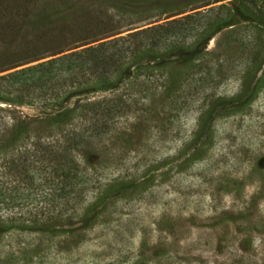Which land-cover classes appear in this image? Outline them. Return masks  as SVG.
Wrapping results in <instances>:
<instances>
[{
	"label": "rangeland",
	"instance_id": "rangeland-1",
	"mask_svg": "<svg viewBox=\"0 0 264 264\" xmlns=\"http://www.w3.org/2000/svg\"><path fill=\"white\" fill-rule=\"evenodd\" d=\"M71 1L74 10L61 18L67 25L107 4ZM181 2L139 6L144 11L138 15L148 16L134 26L144 28L184 15L167 17ZM243 23L232 13L227 27L202 50L163 54V63L157 62L161 66L153 73L140 71L103 94H84L61 107L34 102L8 108L0 103V122L9 124L5 109L16 108L26 121L103 98L109 99V107L112 98L121 96L112 131L84 159L93 167L90 175L98 189L91 188L92 195L100 205L84 213L83 222L57 227L63 231L58 235L68 238L69 250L53 247L51 264H264V62L258 71L247 68V56L257 48L258 38L249 28L244 35L248 38L234 39L230 28L244 27ZM52 25L44 34H58L65 53L74 50L68 41L72 32L63 22ZM3 35L4 30L0 51L9 37ZM209 53L214 54L211 61ZM217 60L221 65L216 66ZM162 70L169 74L166 87L160 84ZM208 70L210 82L205 79ZM29 234L0 228L3 264H17L14 258L24 249L28 257L33 254ZM42 263L47 264V257Z\"/></svg>",
	"mask_w": 264,
	"mask_h": 264
},
{
	"label": "trees",
	"instance_id": "trees-1",
	"mask_svg": "<svg viewBox=\"0 0 264 264\" xmlns=\"http://www.w3.org/2000/svg\"><path fill=\"white\" fill-rule=\"evenodd\" d=\"M105 1L104 7L91 8L76 19L79 21L67 25L61 18L74 8L71 0H0V32L9 36L0 51V103L8 108L34 102L61 107L84 94L112 91L140 71L147 74L160 68L157 62L163 63V54L202 50L227 27L232 13L245 22L244 27L230 28L234 39L248 38L244 35L249 28L258 38L257 48L247 56V68L254 66L258 71L264 62V0H174L182 1L179 10L167 17L184 15L144 28L134 26L148 16L138 15L139 6L173 4V0ZM54 22H63L64 29L72 32L68 41L74 44L69 49L74 50L65 53L58 34L53 36L49 30L44 34ZM209 55L211 61L214 54ZM217 65H221L219 60ZM208 71L205 79L210 82L212 73ZM160 77V84L166 87L168 71H160ZM183 97L177 96L180 101ZM120 98H112L109 107L105 102L109 99L103 98L66 107L52 117L40 114L26 121L16 108L5 109L10 114L9 124L0 122V228L30 233L27 244L33 252L28 257V249L22 247L14 258L17 264H35L36 260L44 264V257L51 264L48 257L53 258V247L67 253L68 238L59 236L63 231L57 227L83 222L84 213L100 205L92 195L91 188L98 189L90 175L93 167L84 159L112 131L114 117L122 108ZM203 120L201 116L199 126ZM15 179L20 180L19 185ZM51 243L54 246L45 245Z\"/></svg>",
	"mask_w": 264,
	"mask_h": 264
}]
</instances>
